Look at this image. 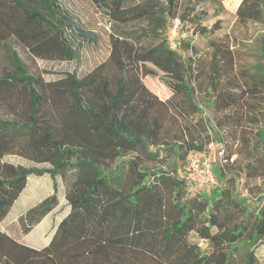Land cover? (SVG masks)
Listing matches in <instances>:
<instances>
[{
  "label": "trees",
  "instance_id": "trees-1",
  "mask_svg": "<svg viewBox=\"0 0 264 264\" xmlns=\"http://www.w3.org/2000/svg\"><path fill=\"white\" fill-rule=\"evenodd\" d=\"M98 1L115 19L133 24L110 35L107 61L82 76L66 72L47 80L30 73L13 52V70L0 75V222L24 194L32 200L43 194V185L41 192L34 187L26 194L32 177L49 175L53 192L21 216L23 233L61 197L69 208L40 250L0 231V264H258L264 196H242L238 174L207 194L190 189L188 175H180L177 166L163 168L164 148L185 161L210 143V125L190 85L195 59L184 57L172 41L181 38L195 6L181 12L178 0ZM236 13L242 24L264 23V0H240ZM73 37L95 38L58 0H0V46L15 38L38 58L75 60ZM178 43L184 51L190 48ZM260 51L253 87L239 93L217 89L212 77L219 108L241 110L227 115L231 124L244 128L250 119L262 125L242 166L247 179L264 177V35ZM222 57L227 66L217 67L219 75L233 66L230 51ZM142 62L176 76L168 97L160 98L143 81ZM109 63L115 67L112 76ZM175 119L181 121L182 140H160L166 122ZM127 154L133 157L124 159ZM10 155L49 167L16 164Z\"/></svg>",
  "mask_w": 264,
  "mask_h": 264
},
{
  "label": "rangeland",
  "instance_id": "rangeland-1",
  "mask_svg": "<svg viewBox=\"0 0 264 264\" xmlns=\"http://www.w3.org/2000/svg\"><path fill=\"white\" fill-rule=\"evenodd\" d=\"M61 6L72 15L78 26L91 31L95 36L91 41H83L80 37H73V46L77 51L75 60L61 59H42L34 56L26 47H24L15 38H10L6 44L0 46V75L13 70V52L17 54L25 65V68L32 74L39 75L45 79H57L66 72H77L82 76L91 71L99 63L107 61L110 54V35L120 29L131 27L133 24L126 25L115 19L98 0H58ZM141 0H125L130 5H134ZM181 12H187L195 6L193 13H188L183 29L182 36L176 41L177 50L184 57L195 59L194 75L190 77V85L199 106L203 110V117L207 119L210 127H207L206 139L210 143L204 146L201 152H193L192 158L196 159L197 167L193 165L192 160L187 158L185 161L178 159L168 148H164V158L166 163L163 168L177 166L180 175H188V184L190 189L198 190L203 193H212L226 182L227 178L233 174H238L237 189L245 197L254 198L264 196V177L246 178L242 166L250 158V146L259 139V131L262 127L253 123L250 119L244 121V128L237 121L231 124L227 120L228 114L241 113V110L231 109L221 110L219 108L218 94L215 93L212 85V77L216 75L217 89L232 87L239 93L241 89L253 87L256 82L257 69L261 54V38L264 35V23L249 22L242 24L238 21L236 8L240 0H207L196 2V0H178ZM196 15V16H195ZM204 17V18H199ZM194 19V20H193ZM180 25V22H177ZM142 25L136 23L135 26ZM181 27V25H180ZM206 33L203 34V30ZM183 45L190 44V48L185 51L178 48V41ZM192 46V51H191ZM218 48L220 50H218ZM230 51L233 59V66L222 75L216 72L218 66L226 68L227 63L223 54ZM107 72L112 76L115 73V67L109 63ZM141 76L146 85L160 98L165 99L177 86V78L174 75L167 74L158 69L152 62L141 63ZM252 101H258L256 96H248ZM249 112V108H247ZM9 113V112H6ZM237 115V114H236ZM6 119L11 116L3 115ZM223 118L225 120L223 121ZM262 124H264V113L260 115ZM179 120L182 121L181 118ZM181 121L168 120L161 132L160 140H167L170 144L176 140H182L184 132L181 127ZM188 137V135H187ZM250 140V141H248ZM248 143H251L250 145ZM152 149H154L152 147ZM133 157V154L123 156L124 159ZM9 160L23 164L26 167L48 168V164L38 165L31 160L10 155ZM205 161L210 166V175L205 176ZM228 164V166H227ZM154 167L155 165L150 164ZM229 169H227V167ZM221 170H225L221 175ZM220 174V175H219ZM59 176V175H58ZM219 176L221 178H219ZM35 178V177H34ZM209 178V179H208ZM36 180H39L37 178ZM31 181L33 187L35 183ZM248 182V186L246 184ZM61 184L64 185V182ZM41 186H39L40 189ZM44 188V186H43ZM33 189L28 187L26 194L33 193ZM253 189L254 191L250 192ZM41 192V189L39 190ZM24 197V196H23ZM63 198V197H61ZM33 202L32 198H29ZM251 198H249L250 200ZM251 202V201H250ZM253 203V202H252ZM25 204L23 200L18 201L14 206L9 219L6 223L0 224V229L6 230L13 237L26 241L27 237L23 234L20 224V212ZM68 205L63 199L61 203L51 212L49 232L53 231L58 220L68 211ZM39 228L34 231V235H39ZM258 264H264V245L257 247Z\"/></svg>",
  "mask_w": 264,
  "mask_h": 264
},
{
  "label": "crops",
  "instance_id": "crops-1",
  "mask_svg": "<svg viewBox=\"0 0 264 264\" xmlns=\"http://www.w3.org/2000/svg\"><path fill=\"white\" fill-rule=\"evenodd\" d=\"M16 156V155H15ZM12 161V160H11ZM14 162V161H13ZM16 164H19V163H17V162H15ZM21 165H23V164H21ZM37 178H39V180H36ZM31 181H34L33 183H35V185L32 187V188H34V187H39V185H43L44 186V188H45V190H44V192H43V194L42 195H40V194H38V196H36L37 198H35V200H33V202L32 203H30V199H29V196L28 195H25L24 194V197L22 198V196H21V200H23L24 201V204H25V208L23 209V210H19V212H20V217L23 215V214H25V212L29 209V208H31L32 206H34V205H36L37 203H39V202H41L46 196H48V195H50L52 192H53V188H52V180H51V178L49 177V175H45L44 177H32V178H30L29 179V183L31 182ZM30 185H31V183H30ZM65 200L66 201V199L63 197V198H61V201L62 200ZM61 201H60V203H61ZM59 203V204H60ZM53 211V210H52ZM51 211V212H52ZM51 212L49 213V214H47L43 219H42V221L41 222H39L35 227H34V229L33 230H31L29 233H27V234H25V233H23L24 235H26V237H27V239H26V241H24V240H19V239H17V238H15L17 241H19V242H21V243H23V244H25V245H27V246H29V247H31V248H34V249H37V250H40V249H42V248H44V247H46L48 244H49V242H50V240H51V238H52V233H53V231L51 232H49V227L51 226L50 225V220L48 219V216H50V214H51ZM67 213H68V211L58 220V222L56 223V225L64 218V217H66V215H67ZM9 218H7L4 222H0V224H3V223H6V221L8 220ZM55 225V226H56ZM37 228H39L40 230H39V235L37 234V235H34L33 233H34V231L37 229ZM55 228V227H54ZM54 230V229H53ZM0 231H4V232H7L6 230H4V229H0ZM8 233V232H7ZM9 234V233H8ZM9 235H11V234H9ZM12 236V235H11Z\"/></svg>",
  "mask_w": 264,
  "mask_h": 264
},
{
  "label": "built area",
  "instance_id": "built-area-1",
  "mask_svg": "<svg viewBox=\"0 0 264 264\" xmlns=\"http://www.w3.org/2000/svg\"><path fill=\"white\" fill-rule=\"evenodd\" d=\"M176 27H177V25L174 27V31H175ZM192 156H193V153L190 154L189 158L192 160L193 165L197 167V164H196L197 160L194 159V158H192ZM204 165H205V169L207 170V172L204 171L205 176H206L207 174L210 175V171H211V169H210V166H209L208 162L205 161ZM208 179H209V178H208Z\"/></svg>",
  "mask_w": 264,
  "mask_h": 264
}]
</instances>
